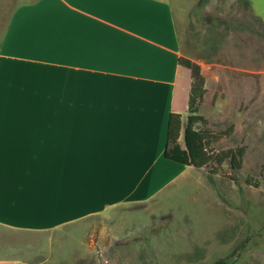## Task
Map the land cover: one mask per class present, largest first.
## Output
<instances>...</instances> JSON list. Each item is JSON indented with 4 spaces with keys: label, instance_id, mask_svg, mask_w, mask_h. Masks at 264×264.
<instances>
[{
    "label": "crops",
    "instance_id": "1",
    "mask_svg": "<svg viewBox=\"0 0 264 264\" xmlns=\"http://www.w3.org/2000/svg\"><path fill=\"white\" fill-rule=\"evenodd\" d=\"M181 56L168 0L17 5L0 41V264H28L36 234L146 207L194 169L164 156L189 105Z\"/></svg>",
    "mask_w": 264,
    "mask_h": 264
},
{
    "label": "rangeland",
    "instance_id": "2",
    "mask_svg": "<svg viewBox=\"0 0 264 264\" xmlns=\"http://www.w3.org/2000/svg\"><path fill=\"white\" fill-rule=\"evenodd\" d=\"M32 1L0 0V41L17 5ZM168 1L181 57L205 79L195 128L213 160L146 207L36 234L20 244L38 248L28 264H264V0ZM189 115L188 105L183 128ZM231 152L242 154L239 167Z\"/></svg>",
    "mask_w": 264,
    "mask_h": 264
},
{
    "label": "trees",
    "instance_id": "3",
    "mask_svg": "<svg viewBox=\"0 0 264 264\" xmlns=\"http://www.w3.org/2000/svg\"><path fill=\"white\" fill-rule=\"evenodd\" d=\"M179 65L191 72L190 115L184 128L181 114L172 113L170 115L164 156L167 160L187 167L202 168L213 160V156L209 154L207 149L210 143L207 132L195 128L197 122L205 121L202 116L198 115L199 106L205 94V79L200 65L191 59L180 57ZM182 132L184 147L179 142ZM230 154L231 156L227 153L224 157H220L218 159L219 163H222L227 156H230L232 165L239 167V160L242 154L240 152H231ZM215 264H228L227 258L220 259Z\"/></svg>",
    "mask_w": 264,
    "mask_h": 264
}]
</instances>
